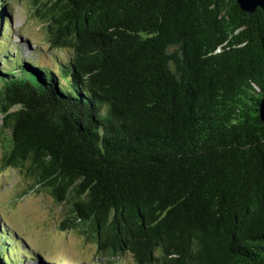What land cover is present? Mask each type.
Wrapping results in <instances>:
<instances>
[{
	"label": "trees",
	"instance_id": "trees-1",
	"mask_svg": "<svg viewBox=\"0 0 264 264\" xmlns=\"http://www.w3.org/2000/svg\"><path fill=\"white\" fill-rule=\"evenodd\" d=\"M29 3L47 49L64 55L51 66L0 49L1 167L62 204V229L98 255L264 264L263 8ZM9 9L0 0V28Z\"/></svg>",
	"mask_w": 264,
	"mask_h": 264
},
{
	"label": "rangeland",
	"instance_id": "rangeland-1",
	"mask_svg": "<svg viewBox=\"0 0 264 264\" xmlns=\"http://www.w3.org/2000/svg\"><path fill=\"white\" fill-rule=\"evenodd\" d=\"M12 5L0 28V49L25 61L41 60L51 66L64 52L48 50L46 30L30 15L29 0H4ZM4 32V33H3ZM7 37V38H6ZM0 65H4L0 55ZM1 87V86H0ZM0 113V256L9 264H126L130 255L120 261L98 255L96 244L77 229L63 230L65 208L44 191L29 189L31 180L18 170L3 166L4 144L8 132L2 129ZM26 191V194L23 192ZM5 236V237H4ZM27 246H26V245ZM40 259L33 262V254Z\"/></svg>",
	"mask_w": 264,
	"mask_h": 264
},
{
	"label": "water",
	"instance_id": "water-1",
	"mask_svg": "<svg viewBox=\"0 0 264 264\" xmlns=\"http://www.w3.org/2000/svg\"><path fill=\"white\" fill-rule=\"evenodd\" d=\"M241 9L248 14H252L258 7L264 10V0H237ZM259 114L264 122V96L261 98L259 105Z\"/></svg>",
	"mask_w": 264,
	"mask_h": 264
}]
</instances>
